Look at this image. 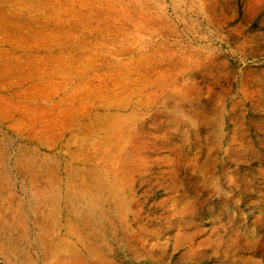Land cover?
Returning <instances> with one entry per match:
<instances>
[{
	"label": "rangeland",
	"instance_id": "1",
	"mask_svg": "<svg viewBox=\"0 0 264 264\" xmlns=\"http://www.w3.org/2000/svg\"><path fill=\"white\" fill-rule=\"evenodd\" d=\"M41 1L0 0V16L8 17L10 26L6 34L1 32L6 39L0 37V65L7 66H0V72L9 71L8 77H0V98L22 106L41 95L62 100L73 86L67 85L64 66L54 70L45 57L66 62L67 51L77 39L85 47L86 59L95 55L94 72L84 74L87 84L81 88L111 87L110 71L118 60L144 56L151 65L150 80H161L166 90L178 94L159 100L157 107L142 109H135V103L142 96L148 102L149 92L132 100L126 114L144 128L146 136L140 142L148 147L149 162L135 165L134 195L125 185L119 210L113 205L120 197L110 198L108 192L117 184L111 174L105 175L107 170L94 179L103 187L100 192L84 174L85 167L60 160L58 150H53L49 160L54 164L49 167L64 172L56 177L58 197L65 199V179L71 170L81 169L67 184L70 181L73 209L91 215L83 228L84 238L112 264H264V0ZM53 5L56 14L49 12ZM77 13L81 21L74 18ZM56 20L79 25L71 44L61 38ZM18 26L35 35L56 33L58 47H47L61 50L63 46L64 54L9 42V35H21ZM120 27L122 32L117 34ZM122 50L135 54L119 57ZM76 79L72 78L80 84ZM175 101L170 112L179 120L175 128L179 137L169 139L160 125L168 126L165 107ZM14 125L0 119V264H24L21 256L1 249L9 235L8 221L19 204H23L25 223L18 236L25 231L30 240L23 246L33 254V264H43L31 210L38 204L36 196L50 190L43 185L36 195L30 177L18 173L17 160H27L23 151L35 147L17 136ZM68 140L66 135L64 142ZM87 143L88 150L93 149L89 159H101L106 147L103 138ZM174 149L179 153L176 174L171 172L173 166L166 167L160 160L172 157ZM41 165L45 173L48 168L44 162ZM142 168L148 170L146 183L136 176ZM174 182L179 189L168 190ZM86 195L100 208L80 204L79 198ZM58 207L60 212L62 203ZM104 216H110V221ZM141 229L144 247L132 253L130 246L136 244L131 240L129 245L125 234Z\"/></svg>",
	"mask_w": 264,
	"mask_h": 264
},
{
	"label": "bare ground",
	"instance_id": "2",
	"mask_svg": "<svg viewBox=\"0 0 264 264\" xmlns=\"http://www.w3.org/2000/svg\"><path fill=\"white\" fill-rule=\"evenodd\" d=\"M41 2L46 4L48 0ZM55 9L56 6L53 5L51 9L49 8V12L56 14ZM7 18L3 15L0 16L1 39H6L1 35V32L6 34L10 27ZM74 18L77 21L82 20L78 13ZM54 23L57 28L62 30L61 38L66 39L67 43L71 44L75 40V31H79V25L70 23L66 25L62 20H56ZM18 29L21 30V35H18V38L16 34L9 35V42L16 41V43L23 44L25 47L34 44L39 52L49 51L55 53V51H59L60 55L64 54L63 46L59 45L61 50H57L55 47H47L53 45L58 47L56 40L60 37L56 33L37 32L35 35V33L29 31V28L25 29L18 26ZM122 29L120 27L115 32L120 34ZM28 34H31V36H28ZM81 43L83 44V42ZM70 47L73 49L67 51L66 62H63L62 58L54 56L45 58L54 70L58 66L60 68L64 66V73L69 76L67 80H70L67 85L73 86L72 91L58 102L55 101L56 97L52 94L49 96L41 95L36 101L29 100L28 106H22L18 101L0 98V119L15 122L12 128L15 129L16 127L18 129L15 131L17 136L28 141L36 149L34 151L27 148L23 151L24 155L28 157L27 160H17L18 173L24 177H30V184L36 190V195L41 191L43 185L50 190L49 193L43 191L36 196L38 204L35 209L33 207L31 210L32 215H34L32 224L36 229L35 243L44 258L43 264H112L95 244L83 236V228L90 221L91 215L83 210H74L71 206L69 194L71 195L72 187L70 181L67 184V179L77 177L80 174L78 171L81 169H72L69 178L66 177V195L65 199H62L57 195L56 177L64 172L60 169L50 168L49 165L54 164V160L50 161L49 158H52L51 154L55 149L58 150L56 156L60 160L63 157L69 163L71 162L72 166L79 163L80 166L85 167L84 174L91 180L95 189L100 190V192L103 187L99 184L100 182L94 181V179L95 177L104 176L101 173L103 169L107 170L105 175L111 174L117 184V186H111V191L108 192H110V198L120 197L113 205L115 209L119 210L120 205L123 203L120 195L125 185L128 186L127 192L134 195L135 186L133 182L135 183L136 180L131 175L136 174L135 165L145 166V163L149 162V157L146 154L148 147L140 142L143 135H145L144 128L141 129L140 126L142 125L136 123L130 115L126 114L131 110L132 100L137 95L146 96L149 92L148 102L144 103L142 96L135 103V109H142L157 107L159 100L168 97V95L172 97L178 94L173 89L166 90L161 80L155 82L150 80V74L147 71L151 68V65L147 63L144 56L132 57L127 62L118 60L115 68L110 71L114 75V79L111 75V87L89 85L90 88H81L84 83L87 84L84 74L94 72L95 55L90 54L86 59L84 55H87V52L85 47L79 44V39L72 43ZM73 53H76V55ZM134 54L122 50L119 57H128ZM39 65L40 63L37 64L38 69L40 68ZM0 66L7 68L4 64ZM5 69L0 72L1 78L9 76V71ZM72 78H77L76 80L80 84L75 83ZM96 78L95 76L93 83H95ZM138 83L141 85H138ZM175 105L176 101L172 106L169 104L165 107L168 126L163 127V125H160L161 129L169 135V139L179 137L176 132L179 120L170 112V108H175ZM136 132H140V134L136 136ZM66 135L69 136V140L64 142ZM102 138L106 145L102 150V158L90 160V153L88 152L93 149L88 150L87 142L93 139L101 141ZM95 142L93 141V143ZM93 145L90 146L93 147ZM172 154V157H164L160 160L165 161L166 167L173 166L171 172L176 174L179 165H175V159L179 157V153L174 149ZM41 162H44L48 168L45 173L44 169H41ZM147 172L148 170L142 168L136 175L142 183H146L144 177ZM176 187L179 189L178 184L174 182L166 188L174 190ZM63 190L65 189L63 188ZM90 197V195L80 197V204L89 205L91 208H100V203L96 205L95 200ZM61 203L60 212L62 213L58 211L60 208L58 205H61ZM22 207L23 204H19L15 217L9 219L8 223L11 225L7 231L9 235H7L4 245H1V249L14 256H21L24 264H33V254L23 246V243L30 240L28 235H24L25 231H23L18 236L20 228L22 229V225L25 223ZM109 214L112 216V213ZM103 218L110 221V216H104ZM18 219L20 220L18 221ZM91 228L95 229L96 226L92 225ZM144 232L141 229L140 233L125 234L129 245L131 240L136 244L130 246L132 253L142 252ZM90 234L94 235L93 232H90ZM190 242L192 241L190 240Z\"/></svg>",
	"mask_w": 264,
	"mask_h": 264
}]
</instances>
